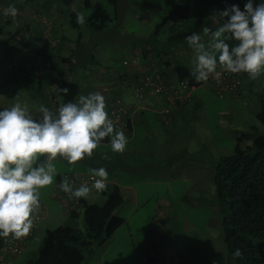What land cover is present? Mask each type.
<instances>
[{
	"label": "rangeland",
	"instance_id": "1",
	"mask_svg": "<svg viewBox=\"0 0 264 264\" xmlns=\"http://www.w3.org/2000/svg\"><path fill=\"white\" fill-rule=\"evenodd\" d=\"M101 1L107 5L113 16V21L103 31L89 29L85 23H77L76 19L74 27L71 26L70 21L59 20L60 27L64 28L67 34L75 40L72 47L75 45L77 47L72 50H64V55L70 57L73 62L72 66L76 68V72H74L76 83L84 88L93 87V91H96V87L98 88L96 84L105 82V80H95V77L100 79L98 76L100 68L110 64H120L127 55L130 57L132 54H127V52L135 47L137 39L152 31L156 22L161 20L164 12L178 0H119L117 9L108 0ZM78 11L86 17L85 8L80 6ZM50 15L44 11L35 13V16L46 22L45 35L47 36L51 34L52 16ZM12 24L16 28L21 25L18 22ZM29 27L30 30L21 26L15 38L11 37L8 41L7 38L10 37L12 30L11 24L2 27L3 33H0V71H3L2 67L9 64L4 56L13 44H22V39L36 43L35 32L40 29V25L38 26V21L35 20L31 22ZM208 27L214 28L215 25L210 22ZM160 35V38L164 37L165 32H161ZM58 41L51 39L54 47L58 45ZM24 47L22 44L21 50ZM73 51L75 54L71 56ZM30 55L33 60L31 51ZM3 72L0 73L2 75L0 77V108L10 107L17 101L26 104L30 110H34L41 103L45 104L43 99L36 92L34 93L29 81L22 79L4 81L3 76L5 74ZM258 78L264 83V73ZM129 91V96H134L133 91L130 89ZM196 93L204 98V104L197 111L196 109L187 111V117L177 122V128L185 131L187 136L184 140L182 139L183 143L180 145H176L177 142L174 141V147H182L168 156L167 163H171L169 166H173L174 171L177 170L179 163L182 167V161L186 157L196 156L200 159L204 158V161H209L215 157H220L221 149L232 151L235 144V139L231 133H222L220 126L229 127L241 122V116L238 113H233V109L238 111L242 109L241 99L233 100L229 95H221L212 85H207L205 89L199 88ZM45 95L51 100L50 91H45ZM196 115L205 119L203 126L206 130L202 131L201 128V131H198L199 138L193 136V129L189 122ZM99 149L107 154L109 161L117 160V153L111 152L109 143H101ZM229 153L231 152H225V154ZM125 156L122 159L137 168V160L132 161V154H125ZM56 166L57 172L62 173L72 172L74 167L77 169L83 167L82 163L73 166L59 158L56 161ZM83 169L90 170L87 167ZM154 171L158 175L151 180L141 178L137 179L136 185L122 186L127 203L124 205L125 211L123 212L121 209L119 213H125L126 222L105 242L95 245L93 251L88 254L87 260L82 264H145L144 251L150 240L155 239L157 234L164 244L169 245L168 250L165 249V251L167 252V259L170 262L172 259L175 261L173 264H213V261L216 264H228L222 231V218L215 201L213 182L205 181V183L196 184L194 186L195 194L185 198L183 184L171 185L169 188L166 179L159 175L161 170ZM177 172H181V169H178ZM108 173V177L113 175V172ZM56 176L52 185L46 186L40 191V198L44 203L45 210L38 221L29 248L23 255H20L21 259L16 264H26L27 259L37 253L46 229L68 223H75L81 229H85L84 207L78 206V215L75 217H71L65 212L64 207L66 208V205L70 207L72 201L75 204L77 199L69 201V197H64L62 201L57 197L60 188L58 183L56 192ZM188 185L187 187H190L191 183ZM103 199L104 196L101 193L94 192L86 201L101 202ZM135 204V209L129 210L130 206ZM164 213L166 215L163 216ZM151 229H156L158 233H155L154 230L151 231ZM169 254L175 255V258L170 257ZM158 258L157 261L159 262Z\"/></svg>",
	"mask_w": 264,
	"mask_h": 264
},
{
	"label": "trees",
	"instance_id": "2",
	"mask_svg": "<svg viewBox=\"0 0 264 264\" xmlns=\"http://www.w3.org/2000/svg\"><path fill=\"white\" fill-rule=\"evenodd\" d=\"M31 1L37 4L35 9L38 12L44 11L52 15L54 13L52 11L58 7L57 4L60 5V8L56 9L57 12H63L77 0ZM80 1L81 7L87 11L85 26L89 29L103 31L113 21L107 5L101 0ZM108 1L115 9L118 8L119 0ZM229 3H239L243 7V0H178L164 12L161 20L157 21L152 29L149 39L144 41L146 55H149L147 52L157 55V52L163 50L167 59L159 64H153L141 73L130 66L128 59L122 60V66L131 67L128 76L134 99L144 100L149 94H153L164 101L163 109L168 108V112L161 111V120L164 123L169 122L171 113H173L171 105L190 101L193 98L194 87L203 83L214 86L210 78L206 82H197L190 73V64L176 55L175 48L188 46L185 37L192 32H198L203 36V28L209 25L212 16L217 15L218 10L223 9ZM69 16L76 18L77 14L72 11ZM1 17L0 33H3L2 27L8 23V20H5L4 16ZM161 32H165L162 38H160ZM9 38L11 36L7 38V41ZM204 39L207 40V37L204 36ZM22 40L24 46L30 43V41ZM229 43L231 45L234 41H229ZM22 44L17 43L12 46L17 49ZM12 46L4 56L5 59L7 55L14 54ZM47 55L46 50L40 46L32 52V56L40 60L47 58ZM55 56L54 53L51 54V58ZM62 59L64 62L73 64L70 57L64 56ZM235 78L240 81V84L237 91L229 96L244 95L243 83L245 81L249 85L252 79L246 73H237ZM158 84L162 86L159 91L155 89ZM140 86L142 92L139 94L137 89ZM38 87L41 88V86ZM38 87L36 88L38 95L50 108L52 107L51 101L75 100L82 92V86L79 83L60 77L54 87L49 89L51 100L39 91ZM64 87L69 89L68 93L61 90ZM176 91L174 98L170 99L169 94ZM259 96L261 97H259L260 109L256 118L262 128L254 127L252 130L241 131L236 137L232 153L204 161L207 166L213 168L215 201L222 218L228 264H264V97ZM118 105L126 108L124 117L127 125L120 128L127 132L130 129L133 114L137 113V108L124 102L123 97L120 96L106 107V111L110 114L111 109ZM186 117L185 114L182 120ZM77 172L90 173L79 170L63 174ZM63 174L57 175L59 183L62 181ZM106 184V189L99 191L104 196L103 201L87 202L85 198L76 200L77 204L74 205L72 211L76 216L78 215L76 208L79 205L84 207L85 229H81L75 223L61 224L46 229L37 253L28 258L26 264H82L87 260L88 254L93 251L95 245L102 244L109 239L126 222L127 218L117 213L118 208L124 203L121 186L108 180ZM91 192L97 191L93 189ZM237 248L241 252L239 256L234 255ZM157 255L158 251L146 248L144 251L145 264H158L155 262Z\"/></svg>",
	"mask_w": 264,
	"mask_h": 264
},
{
	"label": "clouds",
	"instance_id": "3",
	"mask_svg": "<svg viewBox=\"0 0 264 264\" xmlns=\"http://www.w3.org/2000/svg\"><path fill=\"white\" fill-rule=\"evenodd\" d=\"M17 11L9 5L0 14L15 18ZM76 21L84 24V14L77 13ZM211 21L215 27L205 26L203 36L192 32L185 37L194 54L190 73L197 82L209 78L220 82L222 73H246L255 80L264 73V0H243V7L227 4ZM106 137L111 152L126 150L128 137L114 125L100 90L54 109L41 103L30 110L20 101L0 108V238L20 239L30 232L40 208V191L54 183L58 158L74 165L91 157ZM90 174L91 185L73 187L64 179L59 188L70 199H87L93 189L105 190L107 169L94 167ZM240 254L237 248L234 255Z\"/></svg>",
	"mask_w": 264,
	"mask_h": 264
},
{
	"label": "crops",
	"instance_id": "4",
	"mask_svg": "<svg viewBox=\"0 0 264 264\" xmlns=\"http://www.w3.org/2000/svg\"><path fill=\"white\" fill-rule=\"evenodd\" d=\"M9 5H14L19 10L17 17L7 18V16L0 14V19L2 18L1 16H4V19L8 20L7 24L9 23L11 24V28H12L10 32L11 37L15 38L16 34H18V32L20 31L21 26H24L26 29L30 30L31 28L29 27V25L31 24L32 21L35 20L38 21V26L40 25L39 27L40 29L39 30L37 29V31L35 30L36 43L33 42L34 43L33 44L31 42L25 45V47L22 50H21L22 45H20L19 48L17 47V49L15 48L16 50L12 46L14 54L7 55L6 61L9 64L6 65L5 67H2L4 72L0 71V73L3 72V74H5L3 76L4 81H6L7 79L11 81L13 80L16 81L20 79H22L23 81H29L30 84H32L34 93L36 92V94H38L36 90L38 86H41V88L38 87L39 91L45 94V91L47 92L49 91V89L54 87L59 77L68 78L76 82V79L74 78V72H76L75 70L76 68L72 66V64H70L69 62H64L62 59V57L65 56L64 50H72L73 48L76 47V45L75 47H72L75 40L72 39L71 36H69V34H67L64 28L60 27L59 20L62 21L63 19H65V21H70L71 26H73L76 18H71V16L69 15H71L72 11L75 14L79 13L78 8L81 6V1L77 0L68 9H65L63 12H57L56 9L60 8V5L57 4L58 7L55 8V10L52 11L54 13L50 15L52 16V21L50 24L51 34L48 36L45 35L46 22L43 19H40L38 16H35V13H37L38 11L35 9L37 5L34 1L0 0V10L7 8ZM16 22L21 24L17 28L15 25L12 24ZM151 32L152 31H150L146 36L141 35L137 39V45L133 49H131V51L127 52V54H132V55H130V57L129 55H127L124 58V60L128 59L130 62V66L136 69L140 73L148 70L153 64H159L161 63V61L167 59V56L164 54L163 50L161 52H157L158 53L157 55L153 53H151L152 54L151 55L150 52H147L149 53V55L145 54L144 41H147L149 39V37L151 36L150 34ZM51 39L59 40L58 41L59 46L56 45L54 47L51 43ZM39 46L43 47V50H46V52L48 53L47 58L40 60L37 59V57L36 58L33 57L32 60L30 51L33 52V50H35V48H39ZM52 53L56 55L53 58H51ZM175 53L184 61L188 62L191 66V61L194 54L189 46H179V47L177 46L175 48ZM73 54H75L74 51L72 52L71 56ZM130 66L129 67L122 66L121 63L110 64L100 68V70L98 71L99 74L98 76L100 77V79L98 77L97 78L95 77V80L97 81L105 80V82L96 84L98 85V88L96 87V90H100L105 96L106 107H108V105L112 101H114L115 98L122 96L124 102L137 108V113L133 114L130 129L127 132H125V134L128 137V144L126 150L123 153H117V160L112 162L109 161V158L107 159L103 158L107 154L101 151V149H99L100 146L99 145L98 148L94 150L93 155L91 157H84L82 160H80V163H82L83 167L82 168L79 167V169L74 167L73 171H79V170L86 171L83 168L87 167L88 169H91L94 167L98 168L103 166L107 169L108 172H113L112 173L113 175L111 177H108L107 180L109 182H115L119 184L122 189L123 185H128V186L136 185L137 179L146 178L151 180V178H154L155 176L158 175L155 174L154 170H161L159 172V175L161 176V178L166 179V183L169 185V188L171 187V185H176L181 183L184 185L183 193L185 194V198H189L195 194L194 186L196 184L199 185L200 182L205 183V181L213 182V168L205 164L204 158H202L203 159L202 160L200 159V157H196V156L186 157L185 160L182 161L181 164L182 167H180V163L178 164L177 170L181 169V172H177V170L174 171L173 170L174 167L169 166L171 165V163L168 164L167 162H168L169 154L174 152L176 149L182 147V146L174 147L173 145L174 141L177 142L176 145H180L183 143L182 139L184 140V138L187 136L185 134V131H182V129L177 128L176 126L177 122L182 120L183 116L186 114L187 111L195 110V109L197 111L204 104V98L202 96H198L196 91L199 88L205 89L207 84L203 83L200 86L194 87L193 98L190 101L179 102L173 106L171 105L173 113H171L169 122L164 123L161 120V111L163 110L162 105L164 104L163 100L158 99V97H156L153 94H149V96L144 100H136L134 99V96H129L130 95L129 89L132 91V87L130 85L129 76H128V74H130L131 72L129 71V69L131 68ZM1 76L2 75H0V77ZM242 89H243L242 91H245L244 95L229 96L233 100L241 99L242 109L240 111L233 109L234 114L238 113L241 116V122L238 125H233L229 127L220 126L222 128V133L227 134L230 132L233 138L235 139V142H236V137L239 135L241 131L252 130L254 127L262 128L256 116H257V112L260 109L259 95H262L264 97L263 81H260L258 77L255 80L252 79L251 84L249 85L247 84V82L244 81ZM81 90L82 92L80 93V95L84 93L87 94L93 91V87L90 86H87L86 88L82 87ZM51 102H52L51 108L53 109L58 107L60 103H63L62 101H60V99H56L55 101H51ZM220 116H222V114H220ZM248 116L250 119L249 121H248ZM204 120H205L204 117H202L201 119L200 115H196V117L194 118L192 117L189 120L191 124V128L193 129L192 131L194 137H198V138L200 137L198 131H201V128L202 131L206 130V128L203 126ZM101 143H109L108 138L107 137L104 138V140ZM198 145H199V140H198ZM232 151H224L223 149H221L219 154H221L222 156L225 154V152L232 153ZM125 154L127 155L132 154L133 157L132 161L137 160V168L129 164V162H126L124 159H122L123 157H126ZM80 163L78 161L75 164H80ZM75 164L73 166H75ZM86 172H90V170ZM58 174H63V173L57 172V175ZM58 183L59 181L56 176V183H55L56 192H57ZM190 183L191 186L187 187V185ZM66 194L67 193L59 190V194L57 195V197H59L63 201L64 197H69ZM91 195H93L92 192L89 193L88 198ZM126 199L127 198L124 196V203L117 210V213L124 217H125L124 215L125 213H119V212L121 211V209L123 210V212L125 211L124 205L127 203ZM70 200L72 199L69 198V201ZM73 203L74 202L72 201L70 207L69 205H66V208L63 205L65 212L69 214L71 217L73 216L75 217L72 209L73 207H75L74 205L76 203L75 204ZM135 207L136 204L131 205L129 210H134ZM164 208L166 209V206ZM164 215H166V213H164L163 216ZM152 230H154L155 233L157 232L156 229H151V231ZM30 244L31 241H29V243L27 244L26 249L24 250L22 255L27 251ZM168 247L169 245L164 244L159 238V235L157 234L155 236V239L152 238V240H150V243L146 248H152L158 251L157 257H159L158 258L159 262L156 261L158 264H173V262H175L173 259L171 260V262L169 259H167L166 251L168 250ZM169 256L175 258V255L172 256L169 254ZM20 259L21 256L16 257L14 259V264H16L17 261Z\"/></svg>",
	"mask_w": 264,
	"mask_h": 264
},
{
	"label": "built area",
	"instance_id": "5",
	"mask_svg": "<svg viewBox=\"0 0 264 264\" xmlns=\"http://www.w3.org/2000/svg\"><path fill=\"white\" fill-rule=\"evenodd\" d=\"M210 79H211V83L214 85V87L221 95H229L231 93H235L237 91V87L240 84V81L235 78V74H231V73H222L220 82H217L215 79L212 78ZM161 88L162 86L160 84L156 85L155 87L157 91H159ZM137 91L139 94L140 92H142L141 86L139 87V89H137ZM176 93L177 91L174 92L173 94L170 93L169 98L173 99ZM186 96H188V94H186ZM114 108L111 109L109 114L110 118L114 122V125H116L119 128L125 127L127 125L126 119L124 117L126 113V108L121 105L115 106ZM163 110L168 112L167 107H165ZM90 176H91L90 173L77 172L73 174H64L62 180L67 179L73 185V187H78L82 183H87L91 185L92 179L90 178ZM44 210H45V206L40 200V208L35 213L33 226L30 232L25 237L20 239H12L11 237L1 238L0 264H14V259L22 255V253L26 249L27 244L32 239V236L36 231L38 221L41 219Z\"/></svg>",
	"mask_w": 264,
	"mask_h": 264
}]
</instances>
